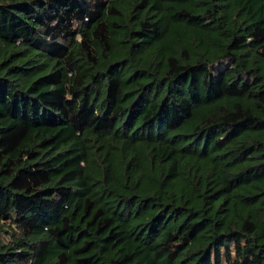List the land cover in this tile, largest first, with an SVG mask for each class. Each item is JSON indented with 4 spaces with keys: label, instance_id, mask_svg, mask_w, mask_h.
Masks as SVG:
<instances>
[{
    "label": "trees",
    "instance_id": "trees-1",
    "mask_svg": "<svg viewBox=\"0 0 264 264\" xmlns=\"http://www.w3.org/2000/svg\"><path fill=\"white\" fill-rule=\"evenodd\" d=\"M0 264H264V0H0Z\"/></svg>",
    "mask_w": 264,
    "mask_h": 264
}]
</instances>
